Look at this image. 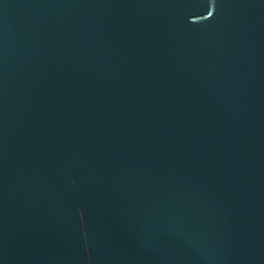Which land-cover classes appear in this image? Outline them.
Instances as JSON below:
<instances>
[{
	"label": "water",
	"instance_id": "95a60500",
	"mask_svg": "<svg viewBox=\"0 0 264 264\" xmlns=\"http://www.w3.org/2000/svg\"><path fill=\"white\" fill-rule=\"evenodd\" d=\"M0 264H264V0H0Z\"/></svg>",
	"mask_w": 264,
	"mask_h": 264
}]
</instances>
